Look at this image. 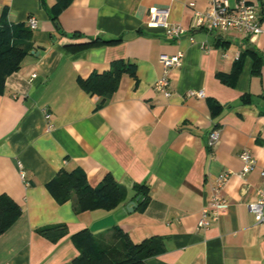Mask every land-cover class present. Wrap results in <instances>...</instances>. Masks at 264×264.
Instances as JSON below:
<instances>
[{
  "label": "crops",
  "instance_id": "crops-1",
  "mask_svg": "<svg viewBox=\"0 0 264 264\" xmlns=\"http://www.w3.org/2000/svg\"><path fill=\"white\" fill-rule=\"evenodd\" d=\"M58 3L0 0V25L5 18L32 30L29 18L38 21L35 53L0 93V192L22 207L0 235V264H72L79 254L73 234L88 228L110 237L116 227L134 243L162 238L164 251L145 264H264V225L256 224L252 207L264 187V12L262 32L249 39L236 30L194 28L208 0H68L61 9ZM152 8L169 10V22L187 33L169 37L151 21ZM179 52L183 65L170 70L166 96L155 88L161 55ZM240 57L235 84L223 82ZM116 60L135 64L136 74L125 73L101 104L103 97L85 92L80 80ZM192 90L205 97L188 96ZM216 128L221 141L210 150L207 134ZM244 150L256 166L242 176ZM77 167L93 186L111 173L128 198L112 210L77 212L72 201L58 203L47 184ZM224 171L232 173L223 190L227 211L200 230V213ZM135 184L149 186L143 208ZM131 202L136 208L129 210ZM50 226L56 227L40 232Z\"/></svg>",
  "mask_w": 264,
  "mask_h": 264
},
{
  "label": "trees",
  "instance_id": "trees-1",
  "mask_svg": "<svg viewBox=\"0 0 264 264\" xmlns=\"http://www.w3.org/2000/svg\"><path fill=\"white\" fill-rule=\"evenodd\" d=\"M67 1L59 0L58 9ZM264 12V7H263ZM262 12V13H263ZM32 30L24 24L14 25L5 18L0 25V93L5 90L8 76L18 71L24 59L33 51ZM229 75H222L223 82L234 85L242 69V57ZM125 73L136 74L135 64L126 60L112 62L111 69L103 73L94 72L89 78L81 79V88L90 95L103 97L101 104L112 97ZM214 105V104H213ZM216 106V105H215ZM47 188L60 204L72 201L77 212L105 209L112 210L124 203L129 189L108 173L97 186L90 184L85 172L78 168L61 170L47 184ZM149 186L135 184V197H140L143 208L150 200ZM22 214V207L8 194L0 192V235L7 231ZM56 226L41 228L40 232L55 229ZM73 242L79 254L72 264H145L152 256L164 251L162 238L151 237L134 243L121 228L116 227L110 237L94 234L85 228L73 234Z\"/></svg>",
  "mask_w": 264,
  "mask_h": 264
},
{
  "label": "built area",
  "instance_id": "built-area-1",
  "mask_svg": "<svg viewBox=\"0 0 264 264\" xmlns=\"http://www.w3.org/2000/svg\"><path fill=\"white\" fill-rule=\"evenodd\" d=\"M209 7L205 13L196 11L194 28H205L208 31H228L236 30L245 38H256L262 32L261 17L264 7V0L249 2V0H235L232 5L231 0H208ZM191 6H195L191 3ZM169 10L152 8L150 10V19L155 24L164 26L166 33L171 38H179L187 33V29L180 24H171L169 22ZM29 25L32 30L38 26V21L34 16L29 18ZM184 54L179 52L178 55L162 54L161 62L164 72L161 78L156 82V90L163 92L166 96L171 95L170 89V70L174 67L183 65ZM33 76H36L34 74ZM188 96L205 97L204 90H192ZM47 113V118H50ZM221 130L213 129L208 135V148L213 150L221 141ZM240 157L244 163L241 175L244 176L252 171L256 166V159L249 150H244ZM231 171H224L216 176L212 186V193L207 205L202 209L198 222V229L207 230L211 227L212 222L219 218L227 211L228 199L223 194V190L231 177ZM22 176L24 173L22 171ZM264 179V168L261 171ZM258 198L252 204L255 222L258 225H264V187L258 189Z\"/></svg>",
  "mask_w": 264,
  "mask_h": 264
},
{
  "label": "water",
  "instance_id": "water-1",
  "mask_svg": "<svg viewBox=\"0 0 264 264\" xmlns=\"http://www.w3.org/2000/svg\"><path fill=\"white\" fill-rule=\"evenodd\" d=\"M34 52V51H33ZM35 53V52H34ZM136 206H135V203L134 202H131L128 206V209L131 210V209H135Z\"/></svg>",
  "mask_w": 264,
  "mask_h": 264
}]
</instances>
